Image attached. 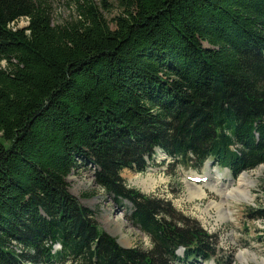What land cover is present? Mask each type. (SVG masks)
Listing matches in <instances>:
<instances>
[{"label":"trees","instance_id":"1","mask_svg":"<svg viewBox=\"0 0 264 264\" xmlns=\"http://www.w3.org/2000/svg\"><path fill=\"white\" fill-rule=\"evenodd\" d=\"M99 2L53 23L46 0H0V264H220L215 234L120 173L158 150L233 178L264 164V0H117L111 22ZM83 164L149 248L120 246L69 192Z\"/></svg>","mask_w":264,"mask_h":264},{"label":"rangeland","instance_id":"2","mask_svg":"<svg viewBox=\"0 0 264 264\" xmlns=\"http://www.w3.org/2000/svg\"><path fill=\"white\" fill-rule=\"evenodd\" d=\"M46 1L53 23H63L77 15L76 0ZM95 1L100 4L99 0ZM106 1L110 2L112 7L109 11L102 9V12L111 22L121 8L117 0ZM26 24L25 18H20L15 23L18 27ZM94 169L89 164L74 169L66 177L69 192L76 196L80 203L94 211L100 229L115 237L120 244L122 239V245L125 247L149 248L148 236L130 218V202L124 200L117 203L111 195L106 194L94 182ZM243 173L246 174L245 178L242 184H239ZM243 173L233 178L225 168L208 162L197 170L172 163L165 154L158 152L145 171L125 168L120 174L127 186L169 200L180 214L198 221L208 232L215 234L220 264H264V220L249 218L247 215L248 206L264 205V164L244 170ZM196 174L201 176L198 181L192 179ZM204 176L208 178L204 179ZM150 180L152 182L148 185ZM199 190L203 191V195L197 194ZM83 193L90 195L82 196ZM117 215L122 220H118Z\"/></svg>","mask_w":264,"mask_h":264},{"label":"bare ground","instance_id":"3","mask_svg":"<svg viewBox=\"0 0 264 264\" xmlns=\"http://www.w3.org/2000/svg\"><path fill=\"white\" fill-rule=\"evenodd\" d=\"M242 173H243V172H242ZM244 175H246V174L243 173V175H242L243 177H242V178H239V181H238L239 184H242V180L245 178ZM217 176H218V175H216V177H217ZM216 177H215V178H216ZM151 182H152V181L150 180V181H148L147 184L149 185V184H151ZM232 191H233V189H232ZM197 192H198L197 194H198L199 196L203 195V191H200V190H199V191H197ZM193 193H194V192H193ZM245 194H246V193H244V195H245ZM117 217H118V218H117L118 220H122V219L119 217V215H117ZM262 220H263V219H262ZM120 222H121V221H120ZM120 222H118V223H120ZM120 242H121L122 244H124V241H123L122 239H120Z\"/></svg>","mask_w":264,"mask_h":264},{"label":"water","instance_id":"4","mask_svg":"<svg viewBox=\"0 0 264 264\" xmlns=\"http://www.w3.org/2000/svg\"><path fill=\"white\" fill-rule=\"evenodd\" d=\"M116 241H117V243H118L120 246L125 247V246H123L122 244H120L119 241H118L117 239H116Z\"/></svg>","mask_w":264,"mask_h":264}]
</instances>
